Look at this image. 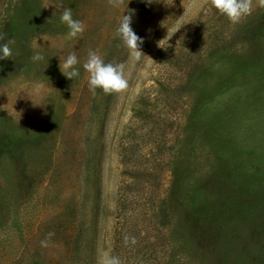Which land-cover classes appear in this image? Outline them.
<instances>
[{"label":"rangeland","instance_id":"374dc122","mask_svg":"<svg viewBox=\"0 0 264 264\" xmlns=\"http://www.w3.org/2000/svg\"><path fill=\"white\" fill-rule=\"evenodd\" d=\"M132 10L135 63L116 35ZM0 31L15 58L0 60V264H96L109 249L128 264H264L258 0L237 24L210 0H0ZM90 49L124 65L126 93L93 95Z\"/></svg>","mask_w":264,"mask_h":264},{"label":"clouds","instance_id":"9594fccd","mask_svg":"<svg viewBox=\"0 0 264 264\" xmlns=\"http://www.w3.org/2000/svg\"><path fill=\"white\" fill-rule=\"evenodd\" d=\"M148 5L153 2L164 3L165 6H173L175 0H145ZM209 0H202L203 4H207ZM123 0H109V4L119 7ZM211 5L222 15L226 16L232 24L240 23L243 19L250 16L253 12V0H210ZM55 5V4H52ZM258 5L264 7V0H258ZM45 5L44 7H48ZM57 9V5H55ZM59 8L62 9L60 20L68 28L69 38H76L82 36L85 31V25L82 21L74 19L71 8L64 7L61 3ZM123 15L120 20L119 26L116 29V35L121 39L124 46L129 50L130 59L133 63L141 61L145 53L141 45L144 43V38L138 36L132 24V12ZM55 14V13H54ZM186 24V23H185ZM181 28L177 26L174 29L168 28L167 36L164 39L170 40L171 37ZM164 39L158 42V46L165 48L161 43ZM0 60L13 59L15 60L12 50L9 47L11 41L7 39V33L0 31ZM33 48V55L31 60L33 62H40L44 60V56L40 51H36V44L31 43ZM166 49V48H165ZM188 49V48H187ZM148 56V55H147ZM80 63L75 52L69 53L66 58L60 56V70L69 79H74L79 76V68L77 65ZM84 70L89 74L88 87L89 90L95 95L96 89H101L105 94H124L129 89V82L125 76L123 64L105 63L101 55L95 50H89L87 60L83 63ZM31 97V96H30ZM33 100V99H32ZM34 102V100H33ZM35 103V102H34ZM37 104V103H35ZM53 235L49 233V236ZM125 244L131 242L136 243L134 237L126 236L124 238ZM46 241H42V246H46ZM96 264H122L118 256L111 254V250H104L98 252Z\"/></svg>","mask_w":264,"mask_h":264},{"label":"trees","instance_id":"16d2710c","mask_svg":"<svg viewBox=\"0 0 264 264\" xmlns=\"http://www.w3.org/2000/svg\"><path fill=\"white\" fill-rule=\"evenodd\" d=\"M121 197L123 196V194L120 195ZM129 252V251H128ZM153 257V256H152ZM125 258H127V256H125ZM155 258V257H154ZM121 260V259H120ZM122 264H128L127 260H124Z\"/></svg>","mask_w":264,"mask_h":264}]
</instances>
